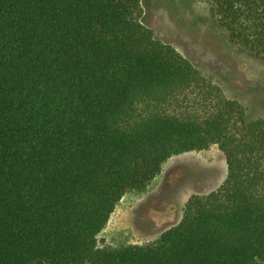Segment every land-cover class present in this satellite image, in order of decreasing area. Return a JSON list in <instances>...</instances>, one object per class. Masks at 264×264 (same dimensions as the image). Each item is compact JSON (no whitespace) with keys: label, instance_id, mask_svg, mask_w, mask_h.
<instances>
[{"label":"trees","instance_id":"16d2710c","mask_svg":"<svg viewBox=\"0 0 264 264\" xmlns=\"http://www.w3.org/2000/svg\"><path fill=\"white\" fill-rule=\"evenodd\" d=\"M205 1L264 64V0ZM142 13V0H0V264H264V117ZM212 144L217 188L152 243L98 246L126 191Z\"/></svg>","mask_w":264,"mask_h":264},{"label":"rangeland","instance_id":"374dc122","mask_svg":"<svg viewBox=\"0 0 264 264\" xmlns=\"http://www.w3.org/2000/svg\"><path fill=\"white\" fill-rule=\"evenodd\" d=\"M142 22L171 44L224 93L264 117V64L230 42L205 0H142ZM216 144L167 158L142 191H126L97 235L100 247L149 244L178 222L191 194L217 188L226 160Z\"/></svg>","mask_w":264,"mask_h":264}]
</instances>
